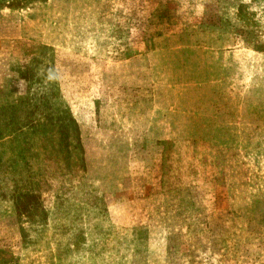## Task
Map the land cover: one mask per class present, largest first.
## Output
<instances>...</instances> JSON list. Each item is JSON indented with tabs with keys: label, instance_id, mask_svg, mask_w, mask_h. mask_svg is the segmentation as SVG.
<instances>
[{
	"label": "crops",
	"instance_id": "obj_1",
	"mask_svg": "<svg viewBox=\"0 0 264 264\" xmlns=\"http://www.w3.org/2000/svg\"><path fill=\"white\" fill-rule=\"evenodd\" d=\"M55 1L59 0L42 3L48 10ZM113 1L115 8H125L124 15L120 12L111 19L115 28L120 24L129 29L137 23L147 29L159 11L150 12L151 0ZM253 2L264 16V0H175L174 8L190 9V31L170 33L172 45L151 46L149 41L135 51L129 44L133 33L126 30V57L110 67L120 76L124 71L129 80L120 78L117 95H99L97 126L110 141L95 144L100 149L95 155L102 165L110 160L123 168L125 179L120 171L110 182L128 183L135 174L147 177L143 179L147 191L140 197L149 218L154 209L163 213V229L180 239L179 251H185L186 258L183 262L180 254L178 264H237L241 256L229 254L230 243L252 246V263H264V29L260 20L253 29L239 28L245 27L240 25L244 21L240 6ZM166 3L159 0L155 6ZM29 11L9 1L0 3V94L24 83L21 69L27 43L68 48L62 43L63 32L53 31L52 17L40 18ZM144 28L141 33L148 41ZM135 60L142 62H131ZM133 70L173 71V80L158 78L151 85L147 77L146 85L134 94ZM117 134L124 136L123 146L111 141ZM138 135L140 140L135 139ZM166 136H173V142L166 143L171 140ZM183 140L189 146H182ZM167 177L181 183L167 187ZM166 207H173V212L170 208L166 213ZM245 232H254L252 244L242 235ZM10 237L13 242L5 245ZM10 244L20 245L17 227L0 226V250L6 252Z\"/></svg>",
	"mask_w": 264,
	"mask_h": 264
},
{
	"label": "rangeland",
	"instance_id": "obj_2",
	"mask_svg": "<svg viewBox=\"0 0 264 264\" xmlns=\"http://www.w3.org/2000/svg\"><path fill=\"white\" fill-rule=\"evenodd\" d=\"M5 1L16 8H30L29 12L40 18L52 17L53 31L63 32L62 43L68 48L27 43L21 69L24 83L0 94V216L5 215L0 217V226L15 225L20 234L19 247L10 244L6 252L0 250V264H178L180 254L185 262V251H179L181 242L177 243L180 239L163 229L166 216L154 209L150 219L140 197L147 177L135 174L128 183L110 182L123 168L110 160L102 165L95 144L102 139L110 141V135L97 126L99 95H117L120 78L129 80L124 71L120 76L110 67L126 57V30L133 33L129 44L135 51L148 46L149 41L151 46L172 45L170 33L190 31V9L174 8L175 0L156 7L159 0H151L150 12L159 11L147 29L137 23L121 29L120 24L115 28L111 19L125 8H115L113 0H64L63 7L59 0L48 4V10L43 0ZM254 3L239 8L244 20L240 25L245 26L239 27L242 31L255 28L259 20L264 29L263 13ZM143 28L148 41L141 33ZM49 69L58 73V80L47 79ZM172 74L133 70L134 94L146 85L147 77L153 85L158 78L172 81ZM121 86L125 90V83ZM166 137L171 138L166 143L173 142V136ZM123 139L119 134L111 137L117 143L114 146H123ZM187 143L183 140L182 146ZM186 175L183 172V179ZM164 182L171 188L181 183L171 177ZM23 188L29 190L20 197ZM170 208L173 212V207H166L165 212ZM242 235L247 243L254 242V232ZM11 238L4 244L13 242ZM219 244L221 250L222 242ZM231 244L229 254L241 256L237 264H253L252 246Z\"/></svg>",
	"mask_w": 264,
	"mask_h": 264
},
{
	"label": "clouds",
	"instance_id": "obj_3",
	"mask_svg": "<svg viewBox=\"0 0 264 264\" xmlns=\"http://www.w3.org/2000/svg\"><path fill=\"white\" fill-rule=\"evenodd\" d=\"M47 79H48L49 81H56V80L59 79V75H58V73L55 72L54 70L49 69V70H48V74H47Z\"/></svg>",
	"mask_w": 264,
	"mask_h": 264
},
{
	"label": "trees",
	"instance_id": "obj_4",
	"mask_svg": "<svg viewBox=\"0 0 264 264\" xmlns=\"http://www.w3.org/2000/svg\"><path fill=\"white\" fill-rule=\"evenodd\" d=\"M0 136H1V134H0ZM22 190H23V192L20 193V197H22V195H24V193H28L29 188H23ZM14 200L16 201V197H15ZM17 201H19V200H17ZM17 201H16V202H17Z\"/></svg>",
	"mask_w": 264,
	"mask_h": 264
}]
</instances>
